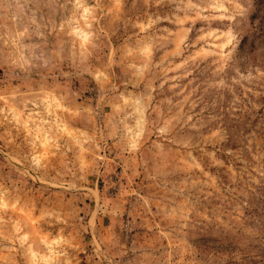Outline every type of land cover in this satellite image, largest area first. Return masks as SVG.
Masks as SVG:
<instances>
[{
  "label": "rangeland",
  "instance_id": "rangeland-1",
  "mask_svg": "<svg viewBox=\"0 0 264 264\" xmlns=\"http://www.w3.org/2000/svg\"><path fill=\"white\" fill-rule=\"evenodd\" d=\"M259 0H0V264H264Z\"/></svg>",
  "mask_w": 264,
  "mask_h": 264
},
{
  "label": "trees",
  "instance_id": "trees-1",
  "mask_svg": "<svg viewBox=\"0 0 264 264\" xmlns=\"http://www.w3.org/2000/svg\"><path fill=\"white\" fill-rule=\"evenodd\" d=\"M258 14L254 17V21L259 22V26L256 30L259 31L258 35L260 38L264 37V0L258 2Z\"/></svg>",
  "mask_w": 264,
  "mask_h": 264
}]
</instances>
